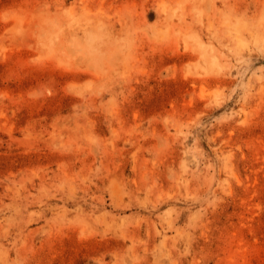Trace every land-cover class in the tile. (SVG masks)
Listing matches in <instances>:
<instances>
[{"label": "rangeland", "instance_id": "rangeland-1", "mask_svg": "<svg viewBox=\"0 0 264 264\" xmlns=\"http://www.w3.org/2000/svg\"><path fill=\"white\" fill-rule=\"evenodd\" d=\"M0 264H264V0H0Z\"/></svg>", "mask_w": 264, "mask_h": 264}]
</instances>
